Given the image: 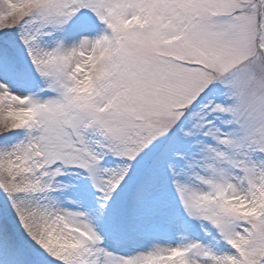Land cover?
<instances>
[{
	"label": "snow or ice",
	"instance_id": "snow-or-ice-1",
	"mask_svg": "<svg viewBox=\"0 0 264 264\" xmlns=\"http://www.w3.org/2000/svg\"><path fill=\"white\" fill-rule=\"evenodd\" d=\"M0 264H264V0H0Z\"/></svg>",
	"mask_w": 264,
	"mask_h": 264
}]
</instances>
